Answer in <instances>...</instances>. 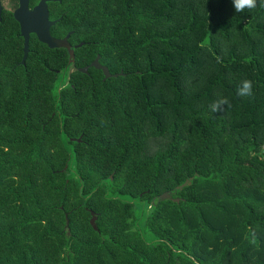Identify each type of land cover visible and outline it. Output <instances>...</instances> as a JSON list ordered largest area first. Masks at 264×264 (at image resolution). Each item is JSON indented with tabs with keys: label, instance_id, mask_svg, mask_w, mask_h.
I'll return each mask as SVG.
<instances>
[{
	"label": "trees",
	"instance_id": "trees-1",
	"mask_svg": "<svg viewBox=\"0 0 264 264\" xmlns=\"http://www.w3.org/2000/svg\"><path fill=\"white\" fill-rule=\"evenodd\" d=\"M63 3L71 62L0 20V264H264L261 0Z\"/></svg>",
	"mask_w": 264,
	"mask_h": 264
},
{
	"label": "water",
	"instance_id": "water-1",
	"mask_svg": "<svg viewBox=\"0 0 264 264\" xmlns=\"http://www.w3.org/2000/svg\"><path fill=\"white\" fill-rule=\"evenodd\" d=\"M21 21L17 19V22L20 25V35L22 37V55L20 58V63L23 64L24 59L26 57V53L28 50L27 47V42L29 38V33H35L36 38L42 42L45 43L48 47L54 48V47H65L68 50L69 53V59L73 56V49L80 47L83 43H80L73 48L67 41L69 34H65V36L62 39L54 38L50 34V27L53 25L57 20H49L48 18V8L45 0H41L40 3L31 11H27L26 8L23 9V12L21 14ZM93 66L97 69H101L103 73V79H106L111 76H117V75H122V73L119 74H112L110 71L107 69V67L101 65L99 63V56L97 55L96 58L90 62V64L83 66V67H78V70H80L83 73H87L88 67ZM71 140H76L79 141L78 139H71ZM111 178V177H110ZM190 178L187 179L181 186L177 187V189L181 190L184 188L186 185L189 184ZM169 198V193L165 192L162 195H160V199H167ZM178 200V199H176ZM175 200V201H176ZM66 217V225H68V217L67 214L65 215ZM95 220V215L94 213H91V218H90V224L92 226V229H96V225L94 223Z\"/></svg>",
	"mask_w": 264,
	"mask_h": 264
},
{
	"label": "flooded vegetation",
	"instance_id": "flooded-vegetation-1",
	"mask_svg": "<svg viewBox=\"0 0 264 264\" xmlns=\"http://www.w3.org/2000/svg\"><path fill=\"white\" fill-rule=\"evenodd\" d=\"M40 1L41 0H0V20L11 19L14 22H16L17 35H19L21 37L20 25L17 22V19L21 21V17H22L21 14H22L24 8H26L27 11H31L40 3ZM45 1H46L47 8H48L49 20H57L58 19L57 21H59V19L62 17V14H63V12H62L63 11L62 5H64L63 0H45ZM53 25H51V27H50V34L52 37H54L51 33V28L53 27ZM30 36L36 37V34L31 32V33H29V37ZM21 39H22V37H21ZM67 41L69 42L68 39H67ZM71 47L73 48L74 46L71 45ZM68 61L71 62L72 58L68 59Z\"/></svg>",
	"mask_w": 264,
	"mask_h": 264
},
{
	"label": "clouds",
	"instance_id": "clouds-1",
	"mask_svg": "<svg viewBox=\"0 0 264 264\" xmlns=\"http://www.w3.org/2000/svg\"><path fill=\"white\" fill-rule=\"evenodd\" d=\"M257 0H232L233 7L237 13L243 12L246 8L252 9L256 7ZM261 6L264 7V0H261ZM237 95L251 96L252 82L250 80L242 81V86L237 89ZM228 104L226 98H220L212 102L209 107L213 112L220 111L222 106Z\"/></svg>",
	"mask_w": 264,
	"mask_h": 264
},
{
	"label": "rangeland",
	"instance_id": "rangeland-1",
	"mask_svg": "<svg viewBox=\"0 0 264 264\" xmlns=\"http://www.w3.org/2000/svg\"><path fill=\"white\" fill-rule=\"evenodd\" d=\"M133 210H134V215H135V217H137V215H138V217H139V208L135 206ZM138 221H139V222H138ZM136 224L138 225V228H139V229H142L141 218H139V219L137 220ZM142 231H143V236H144L145 238L149 239V238L151 237V235L148 234L146 231H144V230H142Z\"/></svg>",
	"mask_w": 264,
	"mask_h": 264
}]
</instances>
